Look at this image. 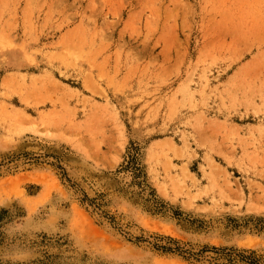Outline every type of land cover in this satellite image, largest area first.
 Instances as JSON below:
<instances>
[{"label":"rangeland","instance_id":"1","mask_svg":"<svg viewBox=\"0 0 264 264\" xmlns=\"http://www.w3.org/2000/svg\"><path fill=\"white\" fill-rule=\"evenodd\" d=\"M0 264H264V0H0Z\"/></svg>","mask_w":264,"mask_h":264},{"label":"trees","instance_id":"2","mask_svg":"<svg viewBox=\"0 0 264 264\" xmlns=\"http://www.w3.org/2000/svg\"><path fill=\"white\" fill-rule=\"evenodd\" d=\"M251 263H254V260H251Z\"/></svg>","mask_w":264,"mask_h":264}]
</instances>
